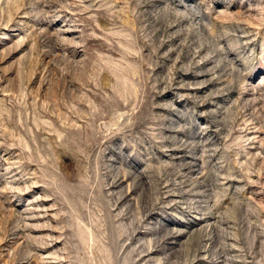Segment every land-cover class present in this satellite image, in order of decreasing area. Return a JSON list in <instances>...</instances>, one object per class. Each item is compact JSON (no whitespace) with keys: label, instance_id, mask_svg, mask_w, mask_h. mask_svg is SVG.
Wrapping results in <instances>:
<instances>
[{"label":"rangeland","instance_id":"1","mask_svg":"<svg viewBox=\"0 0 264 264\" xmlns=\"http://www.w3.org/2000/svg\"><path fill=\"white\" fill-rule=\"evenodd\" d=\"M0 264H264V0H0Z\"/></svg>","mask_w":264,"mask_h":264}]
</instances>
